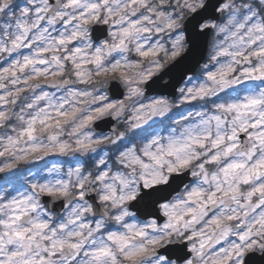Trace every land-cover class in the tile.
<instances>
[{
	"label": "clouds",
	"instance_id": "9594fccd",
	"mask_svg": "<svg viewBox=\"0 0 264 264\" xmlns=\"http://www.w3.org/2000/svg\"><path fill=\"white\" fill-rule=\"evenodd\" d=\"M0 264H264V0H0Z\"/></svg>",
	"mask_w": 264,
	"mask_h": 264
}]
</instances>
